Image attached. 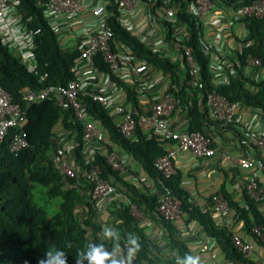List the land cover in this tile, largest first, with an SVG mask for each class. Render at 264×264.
I'll return each mask as SVG.
<instances>
[{"label": "trees", "instance_id": "obj_1", "mask_svg": "<svg viewBox=\"0 0 264 264\" xmlns=\"http://www.w3.org/2000/svg\"><path fill=\"white\" fill-rule=\"evenodd\" d=\"M110 1L112 15L108 19V27L112 48L113 42H120L132 50L137 58L169 76L168 90L181 96L189 118L188 130L200 131L213 137L215 142V133L230 129L229 124L222 125L208 115L204 96L210 90H215L229 101L264 111V81H252L241 73L248 55L257 57L264 67V16L239 19L247 35L239 40L241 49L233 61V70L226 82L213 83L209 58L201 42V20L194 11L195 0H167L166 3L163 0H143L151 13V26L159 27L162 31L168 50L177 51L175 59L143 43L123 26L117 18L119 12L115 0ZM211 1L235 9L253 0ZM20 4L26 17L30 18L28 28L34 32L36 67L35 72H29L0 38V83L13 101L20 102L27 117L24 126L27 145L24 148L10 152L6 144L9 136L0 143V264H39L40 260L46 259V253L51 251L55 255L56 250L64 253L60 258L65 259V264H94L90 257L97 251L104 255V264H176L177 258H183L190 252L179 237L174 223L159 217L168 232L169 246L177 252L176 256L169 257L144 234L131 213V204L141 211L146 209L150 213H157V193L141 192L134 184L121 178L119 172L106 163L103 150L97 151L93 164L100 166L102 177L129 202H112L110 212L118 220L112 232L104 229L95 202L88 197L90 184L81 177L79 170L73 177L59 173L50 158L51 152L59 149L55 128L60 125L68 132L74 143L75 160L81 164V122L75 119L70 108L63 106L58 96L50 95L27 103L21 99L19 90L27 87L38 90L46 85L66 84L73 77L70 67L79 51H63L53 28L43 17L42 9L29 0H20ZM166 9L174 11L175 20L162 19L159 11ZM178 28L182 29L180 34L177 33ZM182 46L188 48L198 66V80L202 84L199 89L189 85L191 73ZM94 62L98 70L107 73L118 87L124 89L132 105L141 112L133 85L116 77L100 55L94 57ZM42 75L45 76L43 79ZM86 101L91 119L100 124L110 144H115L139 163L159 192H168L179 202L185 221L196 220L204 234L219 244L225 258L233 264H257L252 257L234 246L226 226L217 225L209 212L200 209L192 200L181 184L177 169L168 178L162 177L156 170L154 160L167 150L164 140L155 134H144L139 129L135 131L134 138L125 137L101 105L87 98ZM105 146L111 148L108 143ZM39 190H43V198L47 202L60 199L52 213L35 201ZM220 191L234 209L235 220L241 223L242 230L264 250V240L258 239L251 231L254 225L264 229V215L260 209L245 190L243 205L233 200L223 188Z\"/></svg>", "mask_w": 264, "mask_h": 264}, {"label": "built area", "instance_id": "obj_2", "mask_svg": "<svg viewBox=\"0 0 264 264\" xmlns=\"http://www.w3.org/2000/svg\"><path fill=\"white\" fill-rule=\"evenodd\" d=\"M29 1L42 9L43 17L53 28L58 41L71 33L78 34L80 38L71 48V50L77 49L79 53L73 58L70 67L73 77L66 84L46 85L38 90L28 87L21 88L19 93L21 99L27 103L56 95L61 99L65 108L72 110L75 119L81 122L83 162L78 164V168L64 158L60 149L57 152H51L50 158L63 176L73 177L76 170H79L81 177L90 184L88 197L91 201L98 202L104 198L114 201L120 196L110 182L102 177L100 166L93 164L97 151L103 150L106 163L118 172L124 169L126 157L119 154L113 147L107 149L106 146L101 148L97 145L98 142L105 141L111 146L110 142L105 140L100 124L91 119L87 110L86 98L101 105L125 137L134 138L135 131L139 129L144 134H155L164 140L167 150L154 160L156 170L164 178L175 173L174 158L180 153H188L197 158L211 157L215 154L213 137L210 138L200 131L177 128L175 116L185 113L186 109L179 93L168 90L169 79L162 83L156 96L152 97V101L148 102L147 107L141 109L140 112L127 98L124 89L118 87L107 73L98 70L94 62L96 55L101 56L116 77L129 84H131L129 73L132 74L138 68H142L140 74L144 79L150 75L147 74L148 72L154 70L152 65L137 58L132 50L120 42H113L114 48H112L111 33L108 27V19L112 15L110 0ZM163 1L167 2V0ZM115 2L119 12L117 18L123 26L143 43L162 53H167L173 59L177 57L175 49H167L162 31L154 28L155 26L153 28L149 26L151 13L146 2L143 0H115ZM213 5L211 0H195L194 11L200 19L212 10ZM232 10L238 20L247 16L262 17L264 16V0H253L249 4ZM159 14L162 19L175 20V13L171 9L159 11ZM29 19L26 17L25 10H22L20 0H0L1 41L15 53L29 72H35L36 60L33 52L35 40L34 32L27 26ZM156 30H158L157 37L153 34ZM181 30L178 28L177 33L180 34ZM148 33L154 35L152 41L149 40ZM182 48L184 59L191 73L189 85L199 89L202 84L198 80V66L188 48L183 46ZM245 65L262 68L260 60L251 55L246 57ZM86 73L99 74L102 80L101 85L94 86L88 83ZM44 77L42 75L41 79ZM133 87L137 96L143 95L148 90L147 86H143V82L136 83ZM204 100L211 118L221 122L222 125H228L233 120L240 106V102L229 101L215 90L207 91ZM26 123L25 109L20 102L12 100L11 95L0 83V143L9 136L6 144L10 152L19 151L27 145L24 131ZM253 141L256 146L264 147V134H256ZM227 158L249 172L244 182V190L255 205L262 209L264 182L258 178L256 173L262 164L249 157L235 154H230ZM154 193L158 195L155 210L159 217L172 223L184 220L185 215L176 199L168 192H159L156 189ZM125 203L129 204L128 201ZM132 207H134L133 204H131V209ZM211 210L220 215L218 223L225 224L234 246L240 252L252 257L260 247L246 232L241 233L236 230L235 224L238 221L235 220V211L221 192L211 195ZM227 218L231 219V223H226ZM251 231L258 239L264 240V229L254 225Z\"/></svg>", "mask_w": 264, "mask_h": 264}, {"label": "crops", "instance_id": "obj_3", "mask_svg": "<svg viewBox=\"0 0 264 264\" xmlns=\"http://www.w3.org/2000/svg\"><path fill=\"white\" fill-rule=\"evenodd\" d=\"M200 20L202 24L201 42L209 58L211 80L213 83L226 82L228 75L233 70V61L236 60L237 53L241 49L239 40L246 37L247 30L244 24L235 18L233 10L219 2L214 3L212 10L201 16ZM155 28L159 30V27ZM153 34L148 33L150 41H152ZM79 39L78 34L71 33L58 42L63 51H70ZM153 69L152 72L147 74L155 72L161 74L158 78V83L155 84V89L146 90V93L137 96L141 109L147 107L148 97H155L166 79L170 81L169 76L162 70L154 67ZM241 73L252 81H264V67L255 68L244 65L241 68ZM85 77L88 83L94 86L101 85L102 80L99 74L86 73ZM208 115L210 116L209 112ZM188 119L187 112L175 116L177 128H188ZM229 127L230 129L214 134L215 154L213 156L197 158L188 153H180L174 158L175 168L180 172L182 186L187 189L190 197L200 209L208 211L213 221L219 226H225V224H219L220 215L211 210V195L215 192H221L220 189L223 188L233 200L241 205L245 204L244 182L249 175L247 170L230 162L227 158L228 155L235 154L249 157L260 162L262 167L258 168L256 173L258 178L264 182V147L256 146L253 141L256 134H264V111L253 109L240 103L233 120L229 123ZM55 133L58 136V147L64 158L78 168L75 160L74 143L69 138L68 132L58 125L55 128ZM105 140H107L106 136ZM104 144L106 145L105 141L97 143L101 148L105 146ZM111 147L126 157L124 169L119 172L121 178L134 184L141 192H154L156 190L154 182L142 170L140 164L115 144H111ZM165 147L167 148L166 144ZM117 200L128 201L121 193ZM112 202L113 200L108 198L95 202L98 217L108 233L114 230V224L118 221L110 212L112 210ZM133 206L135 205L133 204ZM137 210L138 214L134 217L138 225L143 229L144 234L161 249L165 256H176L177 252L169 246L168 232L162 225L158 214L155 212L150 213L146 209L141 211L137 208ZM260 211L264 215V206ZM226 223H231V219L227 218ZM174 225L179 237L188 246L190 254L199 256L201 264H233L225 258V254L219 244L213 238L204 234L196 220L185 221L184 219L182 222L174 223ZM235 228L241 233L243 232L239 221L236 222ZM252 259L257 264H264V250L260 247L253 254Z\"/></svg>", "mask_w": 264, "mask_h": 264}, {"label": "rangeland", "instance_id": "obj_4", "mask_svg": "<svg viewBox=\"0 0 264 264\" xmlns=\"http://www.w3.org/2000/svg\"><path fill=\"white\" fill-rule=\"evenodd\" d=\"M230 9H233V6L230 7ZM149 25L151 26L150 22H149ZM147 26H148V24H147ZM157 33H158V30L154 31V34L156 35V37L158 36ZM9 50L13 53V51L11 49H9ZM141 70H142V68H138L137 71H135L134 73H132V74L129 73V75H130L129 78H130V81H131V85L132 84L135 85L136 83L143 82V86L144 87L147 86L148 90L155 89L156 88L155 87L156 86L155 84L158 83V80H159L158 78L160 77V74L161 73H158V72L151 73L147 77L149 80H146L147 78L142 79L143 77L140 74V71ZM151 101H152V97H148V102H151ZM42 192H43V190L42 191L39 190V192L36 193V195H35V201L37 202V204H39L42 207H44L48 213H52L53 210H54V208H55V206L60 202V199L59 198H56V199L48 200V202H49L48 203L46 201V199L43 198L44 197V194ZM131 212L133 213L134 216H136L138 214V210H137V208L135 206L132 207Z\"/></svg>", "mask_w": 264, "mask_h": 264}, {"label": "clouds", "instance_id": "obj_5", "mask_svg": "<svg viewBox=\"0 0 264 264\" xmlns=\"http://www.w3.org/2000/svg\"><path fill=\"white\" fill-rule=\"evenodd\" d=\"M63 255L61 250H56L55 255L50 251L45 254L46 259L40 260L39 264H65V259L60 258ZM90 259L94 261V264H104L105 257L97 251ZM176 264H201V260L199 256L185 254L183 258H177Z\"/></svg>", "mask_w": 264, "mask_h": 264}]
</instances>
